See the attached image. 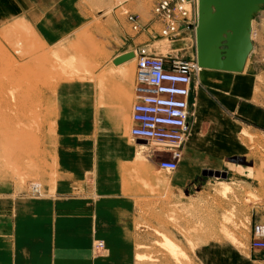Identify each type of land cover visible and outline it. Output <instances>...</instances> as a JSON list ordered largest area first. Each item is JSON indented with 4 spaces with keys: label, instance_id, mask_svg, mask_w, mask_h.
Segmentation results:
<instances>
[{
    "label": "rangeland",
    "instance_id": "374dc122",
    "mask_svg": "<svg viewBox=\"0 0 264 264\" xmlns=\"http://www.w3.org/2000/svg\"><path fill=\"white\" fill-rule=\"evenodd\" d=\"M154 1L0 0V96L19 94L22 84L26 98L23 114L0 110V264H264L262 251L249 250L252 226L264 223L262 120L255 118L254 134L246 129L247 116L264 111V6L253 18L243 73L256 75L254 85L241 78L232 85L249 99L226 101L208 77L216 72L196 77L193 126L177 170L168 172L151 155L160 145L132 141L125 108L113 113L125 69L113 63L117 56L145 46L166 58H196L193 29L159 35ZM125 11L137 16L139 31ZM79 45L90 50L80 55ZM129 61L126 115L134 102L135 57ZM17 134L29 146L19 163L8 159ZM135 149L144 151L140 160ZM17 164L20 174L11 171ZM59 221L91 226L82 253L46 254Z\"/></svg>",
    "mask_w": 264,
    "mask_h": 264
},
{
    "label": "built area",
    "instance_id": "2783aa9c",
    "mask_svg": "<svg viewBox=\"0 0 264 264\" xmlns=\"http://www.w3.org/2000/svg\"><path fill=\"white\" fill-rule=\"evenodd\" d=\"M197 0H155L152 14L160 26L159 35L174 39L182 29H193ZM135 32L141 28L135 14L124 12ZM200 71L195 58H166L145 46L135 50L134 102L130 111L129 137L147 145L159 143L152 156H160V169L173 172L180 159V147L189 135L194 118L193 83ZM97 247L102 248L99 242ZM249 250L264 251V224L250 233Z\"/></svg>",
    "mask_w": 264,
    "mask_h": 264
},
{
    "label": "water",
    "instance_id": "95a60500",
    "mask_svg": "<svg viewBox=\"0 0 264 264\" xmlns=\"http://www.w3.org/2000/svg\"><path fill=\"white\" fill-rule=\"evenodd\" d=\"M262 6L264 0H197L194 30L198 65L203 69L242 73L253 50L251 23ZM133 56L132 52L123 53L113 63L119 65Z\"/></svg>",
    "mask_w": 264,
    "mask_h": 264
},
{
    "label": "crops",
    "instance_id": "0c3cea01",
    "mask_svg": "<svg viewBox=\"0 0 264 264\" xmlns=\"http://www.w3.org/2000/svg\"><path fill=\"white\" fill-rule=\"evenodd\" d=\"M182 30H184V29H182ZM127 62H129V66H130V61L127 60ZM117 66L118 65H116V67ZM211 71L218 73L217 76H211V74H208V77L210 78L211 81L216 82L215 86L220 89L219 91H220L221 95L223 94V92L225 93L224 99H226V101L232 102L233 99H240V100L249 99L248 97H246V98L239 97L235 93H233L232 85H233V82L235 80L240 79V78L250 80L252 82V84L254 85L253 79L256 75H254L253 72H252V75H246V74L244 75L243 73L245 71L242 73H230V72L218 71V70H211ZM132 74L133 73H131L127 77V80L125 79L124 82H120V80H119V92H118V94H119L122 90H124V92L126 93L125 94L126 95L125 100H124L125 110H124L123 120H125L126 116L127 117L129 116V123H130V115L129 114L126 115L127 107L129 105V101H130V92H129V86H128L127 82L129 81ZM195 90H196V87H195V89L193 87V91H195ZM252 95L253 94H251L250 96H252ZM192 98L195 102L196 101V95L194 96L193 92H192ZM132 104H133V100H132ZM194 110H195V107H194ZM130 111H131V108H130ZM113 113H114V111H113ZM247 118L251 121L252 125L251 126L246 125V129H247V131L251 132L252 134L255 133L253 124L262 120V128L258 132L261 133L262 139L264 140V111L260 112V113L252 112L251 117L247 116ZM255 118H258L260 120H257ZM193 122H194V118L192 119V126H193ZM122 126H123V129H122V131H123L124 130L123 122H122ZM128 131H129V128H128ZM222 136L223 135L220 132V142L221 143H222V140H221ZM128 137H129V134H128ZM132 141H134V140H132ZM134 142L139 143V140H136ZM185 148H186V143L183 146V150ZM236 164H239V163H236ZM260 195L264 198V185L261 189ZM259 224L263 225L264 223L255 222L254 225L252 226V228L255 225H259ZM54 225H56L55 226L56 231H54V243L45 246L44 250H45L46 254L53 255L54 259H56V255L57 256H61L62 254L73 255V254H80L84 251L85 248H83V247H86L88 245L89 240H90L89 236L92 233L91 226H89V227L87 226L88 223H84V222H80V221H77V222L59 221V222H54ZM250 251L254 252V254L256 253V251H252V250H250ZM260 255H264V251H262V253H260ZM49 258H53V257H49ZM67 258L68 259H74L73 257H67Z\"/></svg>",
    "mask_w": 264,
    "mask_h": 264
},
{
    "label": "bare ground",
    "instance_id": "6f19581e",
    "mask_svg": "<svg viewBox=\"0 0 264 264\" xmlns=\"http://www.w3.org/2000/svg\"><path fill=\"white\" fill-rule=\"evenodd\" d=\"M196 22H197V8H196V21H195V25L193 26V32H194V37H195V30H194V28H195V26H196ZM251 28L253 29V20H252V23H251ZM185 38V37H184ZM251 40H252V31H251ZM182 45V44H181ZM180 48V47H179ZM90 50V48H89V46H77L76 47V52L78 53V54H80V55H84V54H87V52ZM133 53V52H132ZM134 57H135V53H134ZM249 58V57H248ZM248 58H247V61H246V64H245V67H244V70H243V72L245 71V68H246V65H247V62H248ZM115 59V58H114ZM113 59V60H114ZM196 59V58H195ZM14 64V63H13ZM77 64V63H76ZM97 65H99V66H101V63L100 62H98L97 61V63H96ZM124 66L123 67H125V69H123V70H121V74H120V77H119V79H120V81L121 82H124L125 81V79L127 80V77L131 74V68H129V62H127V61H125V62H123L122 63ZM78 65L79 64H77V68H78ZM20 66V65H19ZM77 68H76V70H77ZM248 68V67H247ZM18 71V66L16 67V68H14L13 69V73H15V72H17ZM23 71V70H22ZM203 71H211L210 69H203V68H201L200 67V71L198 72V74H197V79H199V80H201V77H202V72ZM11 72V73H12ZM231 73V72H230ZM14 75V74H13ZM13 75H12V77H13ZM103 77V75L101 74L100 76H98V78H99V83H100V81H101V78ZM196 77H195V79H196ZM12 79V78H11ZM200 81H198V83H199ZM8 83V82H7ZM21 83V82H20ZM6 85V84H5ZM100 85H101V83H100ZM23 85L21 84V85H16L15 86V89H19V94H18V92L16 93L15 92V94L14 95H12V93H11V95L12 96H6V95H1L0 96V110L1 109H4V108H7V107H11V106H13L14 108H17V110H18V112H20V113H24L25 112V110H26V98H25V96L23 95V87H22ZM3 88V87H2ZM18 91V90H17ZM126 93L124 92V91H121L119 94H118V96L116 97V98H114V114H115V116H122V112H123V109H124V100H125V95ZM18 95V96H17ZM8 97H11V99H14L13 100V102L11 103L10 102V99L8 98ZM196 102L197 101H195V105H196ZM195 107V106H194ZM2 116V114L0 113V117ZM102 117V116H101ZM3 118H4V116H3ZM2 120V119H1ZM5 120V119H4ZM117 126V133H119V130L122 128V123H117L116 124ZM4 128V127H3ZM191 129H192V124H191ZM4 130L6 131L7 129H5L4 128ZM9 130V129H8ZM1 132H2V130H1ZM7 132V131H6ZM190 132H191V130H190ZM190 132H189V135L187 136V138L185 139V141L183 142V144L186 142V140L188 139V137L190 136ZM16 133H17V131H16ZM19 134V133H18ZM14 135L13 137H11L10 139H8V145H10V146H12V147H16V151H14V149L12 150V149H10V150H12V151H14V152H12L11 154H9L8 155V159L9 160H13V161H15V163H19V159H17V157L18 156H21L23 153H24V151L25 150H27V148H29V146H27L28 144H26V142H25V140H24V138L22 137V136H19V135ZM192 134V133H191ZM1 136H3V133H1ZM0 136V137H1ZM5 138V137H4ZM3 137H1L0 138V142L1 141H3V139H4ZM6 141V140H5ZM4 141V142H5ZM153 143H156V142H153ZM152 143V144H153ZM156 144H158L159 145V143H156ZM182 144V145H183ZM3 145V144H2ZM5 145H7V143L5 144ZM7 145V146H8ZM9 146V147H10ZM8 147V148H9ZM141 148H143L144 149V151H148V150H150L151 151V147L149 148L148 146H146V145H141L140 146ZM11 148V147H10ZM4 149H6V147L4 148ZM4 149H2V150H4ZM154 149V148H153ZM10 150H8V151H10ZM157 149L155 148L154 150H152V152L153 151H156ZM144 151H140V150H138V149H135V158H136V160H140L141 158H142V156H143V152ZM1 153H2V151H1ZM8 153V152H7ZM10 153V152H9ZM16 154V155H15ZM180 156H181V153H180ZM3 158L4 157H2V158H0V159H2L3 160ZM2 160L0 161V162H2ZM135 160V161H136ZM4 161V160H3ZM3 163V165H4V162H2ZM7 163V162H6ZM11 163V162H10ZM21 163V162H20ZM143 163V162H142ZM12 164V163H11ZM140 164V163H139ZM3 165H2V167H3ZM144 165V164H143ZM142 164H141V166H143ZM158 165V164H157ZM7 167H9L8 165H7ZM159 167V166H158ZM178 167V166H177ZM22 168V167H21ZM21 168H20V164L18 165H14V167H13V170H11V171H14L16 174H20L21 172ZM149 168H150V166H149ZM146 169V168H145ZM143 170V169H142ZM177 170V169H176ZM175 170V171H176ZM7 171V170H6ZM144 171V170H143ZM148 172V171H147ZM174 172V171H173ZM14 175V174H13ZM222 184H224V187L227 185L225 182H223ZM33 190L34 191H37V185H34L33 186ZM165 238V237H164ZM166 239V238H165ZM164 239V240H165ZM166 244L168 245L167 246V249H168V247H169V249H171V251H173V252H177L176 251V249H175V244H173V242L171 241V240H169V239H167L166 241ZM177 248V247H176ZM170 251V250H169Z\"/></svg>",
    "mask_w": 264,
    "mask_h": 264
}]
</instances>
